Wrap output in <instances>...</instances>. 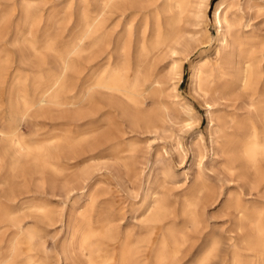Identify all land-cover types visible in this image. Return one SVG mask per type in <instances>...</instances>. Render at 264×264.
<instances>
[{"label":"rangeland","instance_id":"1","mask_svg":"<svg viewBox=\"0 0 264 264\" xmlns=\"http://www.w3.org/2000/svg\"><path fill=\"white\" fill-rule=\"evenodd\" d=\"M34 1L43 4V28L53 26L56 16L60 41L69 43L77 37L80 31L78 12L69 15L67 0ZM102 1L90 0V9L94 10ZM173 1L152 0L143 16L136 12L125 15L122 9L108 15L106 31L110 47L97 58L90 53L77 59L74 76L79 86L76 92L87 91L96 74L106 65L109 55L113 54L114 64L117 62L118 48L130 19H134L135 27L140 26L145 16L152 26L158 13L165 21L166 6ZM222 1L230 6L229 14L237 16L242 35L255 37L257 45L264 47V0H189L179 27V43L162 49L146 72L151 79L145 88L152 91V95L142 110L152 112L154 118L151 120L141 117L125 98L100 97L85 104L90 110L79 117L61 110L49 112L45 117L32 114L27 117L21 132L35 137L36 141L65 132L78 138L95 130V136L81 142L75 154L59 155L56 162L66 169L65 177L55 176L51 167L36 165L27 167L23 174L15 173L13 168L0 170V181L9 179L15 186L17 198L11 203L4 196L0 197V210L22 208L20 217L24 227L33 229L36 236L31 252L29 244L20 240L19 256L11 259V264H28L29 255L44 264H89L88 258L79 251L78 236L71 243L69 259L62 254L69 241L67 225L87 211L95 223H104L109 228L110 240L115 246L130 238L134 259L138 261L149 258V264H153L159 248L184 241L173 264H194L213 235L221 237L224 244L234 243L235 240H230L232 237L238 238L237 214L231 196H238L249 211L264 206V182L258 189L250 191L240 179L239 171L228 169L230 164L225 154L228 138L238 132L225 124L226 121L234 113H246L244 108L249 98H264V78L257 84L252 97L239 89H222L217 96H211L199 89L196 75L198 64L207 60L214 63L218 51L223 50L219 28L212 22L215 7ZM77 6L76 9L80 5ZM13 8V1L0 0V21L2 18L10 20L6 52L2 55L9 54L15 61L8 71V85L0 86V127L9 115L3 90L10 85L17 86L19 78L32 77L37 71L17 63V45L22 36L19 42L14 40V29L20 16L12 13ZM87 47L83 45L84 50ZM52 56L46 55L49 64L43 66L44 70L53 69ZM28 57L32 61L38 60V55L33 52H28ZM155 78L160 79L161 85L153 90L151 80ZM220 83L218 80L217 84ZM167 107L172 110L173 121L166 115ZM11 127H17V123L12 122ZM64 179L79 192L76 203L74 197L66 199L62 188ZM201 179L216 200L207 207H199V222L193 224L186 207L192 199L195 183ZM2 193L0 191V195ZM157 202L164 205L166 214L158 212ZM37 205L47 208L50 221H44L35 208ZM17 238V230L10 220L0 222V260ZM42 242L46 252L41 248ZM226 252L212 264H232V252L225 255ZM238 253L242 264H264V251L247 250L242 246Z\"/></svg>","mask_w":264,"mask_h":264},{"label":"bare ground","instance_id":"2","mask_svg":"<svg viewBox=\"0 0 264 264\" xmlns=\"http://www.w3.org/2000/svg\"><path fill=\"white\" fill-rule=\"evenodd\" d=\"M11 1L14 2L12 13L20 16V22L14 29V40L19 42V37L22 36V41L17 45V63L21 66L29 65L37 71L33 72L32 77L27 75L19 78L17 86L10 85L2 92L9 115L7 122L0 127V170L13 168L16 169L15 173L23 174L27 167L36 165L51 167L55 176L65 177L66 169L56 162L59 155L75 154L81 142L95 136V130L88 131L78 138L72 137L70 132H65L63 135L36 141L35 137L21 132V125L27 122V117L31 114L35 117H45L49 112L61 110L79 117L90 110L85 108V104L100 97L125 98L141 117L147 118L148 121L154 118L152 112L146 113L142 110L152 95V91L145 88L146 82L151 79L146 72L152 67L156 55L162 49L179 43V27L189 0H174L168 3L165 21L158 13L152 26L146 16L139 27H135L133 18L130 19L126 35L118 48L117 62L114 64L113 54L109 55L106 65L96 74L93 84L87 91L82 89L79 92H76L79 85L74 76L77 73V59L90 53L97 58L110 47L109 34L106 31L107 16L119 9H122L125 15L136 12V15L143 16V12L152 5V0H103L94 10L89 7L90 0H67L69 15L78 12L77 26L80 29L77 37L69 43L60 41L57 34L59 20L56 16L53 26H41L44 16L43 4L34 0ZM77 5H80L78 9ZM229 7L225 1L215 7L212 22L219 28L220 46H223V50L218 51V58L214 63L207 60L196 67L199 89L211 96H217L222 89H239L244 95L252 97L257 84L264 78V47L257 45L255 37L242 35L240 22L235 14H229ZM9 22V18H2L0 21V86L8 85V71L15 63L9 54L2 55L6 52ZM84 44L88 46L87 50L83 49ZM28 52L38 55V60L32 61ZM48 54H53V69L44 70L43 66L49 64L46 57ZM218 80L220 84H217ZM151 82L153 90L161 85L159 78ZM208 106L212 107L211 104ZM184 108L191 110L189 107ZM244 109L246 113H234L225 123L238 131L228 138L225 154L230 164L228 169L238 170L240 179L252 191L264 182V98H249ZM166 115L173 121L171 108H166ZM12 122H16L17 127L12 128ZM64 180L62 188L66 199L74 197L76 203L80 198L76 196L79 192L70 186L68 179ZM0 191L3 192L0 197L4 196L11 203L16 202V189L9 179L0 181ZM214 200L216 199L212 196L209 186L202 179L198 180L192 199L186 207L190 222L198 223L199 207H207ZM230 201H233L232 207L237 214L238 238L232 237L230 240H235L234 243L224 244L221 237L213 235L202 248L201 255L194 264H212L226 251L233 254L232 264H242L238 253L242 246L247 250L264 251V206L249 211L241 204L238 196H231ZM156 207L160 214H166V208L161 202H157ZM35 208L41 213L44 221L51 220L45 206L37 205ZM21 209L5 207L0 210V222L10 220L18 233V238L11 243L0 264H11V259L19 256L20 240L29 244V252L33 251L35 232L24 227L20 217ZM67 233L69 241L62 251L66 260L72 251L71 243L78 236L79 251L82 256L88 258L89 264H149V258L141 261L134 259V245L130 238L120 246L111 243L109 228L104 223H95L89 211L81 213L76 221H70ZM183 243L184 241H177L171 246L159 248L153 264H173L180 255ZM41 248L47 251L43 242ZM229 252L225 255H229ZM27 263L44 264L33 255L28 256Z\"/></svg>","mask_w":264,"mask_h":264}]
</instances>
